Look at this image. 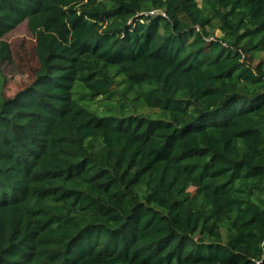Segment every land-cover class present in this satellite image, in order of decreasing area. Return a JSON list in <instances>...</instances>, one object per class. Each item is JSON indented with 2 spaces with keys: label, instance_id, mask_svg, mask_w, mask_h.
<instances>
[{
  "label": "trees",
  "instance_id": "obj_1",
  "mask_svg": "<svg viewBox=\"0 0 264 264\" xmlns=\"http://www.w3.org/2000/svg\"><path fill=\"white\" fill-rule=\"evenodd\" d=\"M24 22L0 264H264V0H0V40Z\"/></svg>",
  "mask_w": 264,
  "mask_h": 264
},
{
  "label": "rangeland",
  "instance_id": "obj_2",
  "mask_svg": "<svg viewBox=\"0 0 264 264\" xmlns=\"http://www.w3.org/2000/svg\"><path fill=\"white\" fill-rule=\"evenodd\" d=\"M221 35L220 31L216 32V36ZM249 60L253 67H257L262 64L264 55ZM37 67L36 40L27 22H24L0 40V98H12L27 88L34 80ZM117 82H122V78H118ZM123 88L122 84L116 85L111 95L96 98L89 95L88 100L82 102L83 106L98 117H108L111 112L117 114L115 107L117 99L122 96ZM137 109L144 115H159L157 110H149L144 104L139 105ZM191 191H194V188Z\"/></svg>",
  "mask_w": 264,
  "mask_h": 264
},
{
  "label": "built area",
  "instance_id": "obj_3",
  "mask_svg": "<svg viewBox=\"0 0 264 264\" xmlns=\"http://www.w3.org/2000/svg\"><path fill=\"white\" fill-rule=\"evenodd\" d=\"M150 16H156V15H162L163 17H166L165 13L160 10H154L149 13Z\"/></svg>",
  "mask_w": 264,
  "mask_h": 264
}]
</instances>
